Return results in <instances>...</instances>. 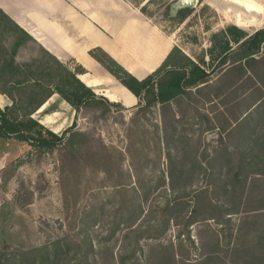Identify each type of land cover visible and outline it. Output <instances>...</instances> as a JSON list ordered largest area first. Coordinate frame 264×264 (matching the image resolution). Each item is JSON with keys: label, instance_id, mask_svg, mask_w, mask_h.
I'll return each mask as SVG.
<instances>
[{"label": "trees", "instance_id": "16d2710c", "mask_svg": "<svg viewBox=\"0 0 264 264\" xmlns=\"http://www.w3.org/2000/svg\"><path fill=\"white\" fill-rule=\"evenodd\" d=\"M171 1L174 0H169ZM133 2L138 6V0ZM137 8L149 19L144 5ZM192 11L191 7L181 9L175 16L170 17V20H174L176 24L181 23ZM249 28L232 23L222 26L210 34L207 47L194 59L174 44L159 66L142 79L128 73L101 48L94 47L88 51L94 60L137 98V103L129 108L132 115L125 151L130 160L132 156L139 154H143L145 160L147 156L146 150H140V146L144 147V143H147L150 132L138 120V115L150 112L158 104L166 106L172 102H185L193 107L197 118L195 123H199L200 132H204L216 128L218 114L215 112L216 105L213 101L233 83L241 79L249 81L247 70L255 79L263 82L264 27L251 31ZM84 72L85 69L73 59L64 63L59 61L0 9V94L8 100L7 104L0 107V138L16 139L42 152L56 153L63 206L66 211L87 197L94 199L72 216L71 224L77 223L78 226V231L73 237L56 238L51 249L43 246L19 252L21 264H34L37 256L47 257V251L56 261L58 255L71 254L72 264H97L94 257L95 242L86 230L99 224L104 228L103 235L97 240L101 249L114 239L117 240V232H122L121 251L114 257L109 251L113 258L111 264H138V258L143 251L141 241L145 238H158L167 229L170 219L169 201L161 208V215L155 217L152 222L137 223L143 200L137 189L143 188L141 169L135 165L130 166L133 176L137 179V186L131 185L130 174L122 168L125 155L120 149L105 144L100 139H93L89 133L75 130V119L70 126L57 134L33 117L53 94L57 95L58 102L64 101L72 108L74 116L78 112L90 111L104 119L113 110L120 113L127 109L120 102H112L95 94L78 79L77 75ZM205 104H209L214 121L210 122L208 116L202 112V106ZM52 109L49 105L41 110L40 114L53 111ZM215 140L216 145L209 151L199 150V142L190 144L187 151L192 164L191 170L199 172L202 178L207 179L206 186L197 191L183 192L172 200V209L178 207L186 216L183 232L187 234V238L188 228L197 221L198 214L207 215L208 219L219 222L221 227L229 220L224 218V215L229 213L227 208L221 207L219 203L212 201V198L216 193L215 180L220 177L218 168L232 159L233 152L225 151L226 142L222 138ZM236 166L241 165L238 163ZM236 173H241L240 169H237ZM105 186L110 187L112 193L107 192L104 196L98 192L92 193L94 189ZM243 188L245 198L260 195L249 210L264 211V187L259 185L258 179L249 181V185ZM146 190L144 186V192ZM224 192H227L225 188ZM243 227L244 225L239 223L234 235V228L226 226L225 237L228 240L231 237L241 239L242 233L246 231ZM256 228L259 229L252 240H249L253 246L238 245L229 250L232 255L231 264H264V221ZM218 240V236L211 232L202 244L206 256L192 264H224L223 257L227 248L222 250ZM66 242L71 248H68ZM62 245L66 246L65 251L61 249ZM222 253L223 257L220 255ZM242 258L246 259L245 262ZM0 264H6L5 259H0ZM154 264L178 263L175 261L173 250L170 252L164 249L156 257Z\"/></svg>", "mask_w": 264, "mask_h": 264}, {"label": "rangeland", "instance_id": "374dc122", "mask_svg": "<svg viewBox=\"0 0 264 264\" xmlns=\"http://www.w3.org/2000/svg\"><path fill=\"white\" fill-rule=\"evenodd\" d=\"M126 1L136 9L138 6L144 5L149 14L148 20L192 59L197 58L200 52L205 50L212 32L226 23L232 22L235 10L231 7H222L223 3L238 2L240 5H244L242 7L245 10H251V7L257 8L262 15L260 21L256 22L255 26H249L251 29L244 28H249L251 31L259 26H264V2L262 0H202L201 2L196 0V3L191 7L193 11L190 16L177 24L174 20H170V17H173L170 15V7L176 0L171 2L169 0H138V6L133 0ZM167 11L168 13H166ZM240 15L242 16V13ZM257 23L260 24L257 25ZM53 98L57 99V95ZM67 106L69 105L66 102L60 106L58 110L61 111L60 114L53 115L52 111L47 113L57 118V123L60 126L56 132H52L60 134L70 126L72 121L69 122L68 112L73 110L70 106L68 109ZM40 115L39 110L34 114V117L38 119ZM131 115L132 112L129 108L120 113L113 110L104 119L97 113L83 111L73 116V120L75 119V130L89 133L93 139H100L103 143L113 145L122 151L125 155L122 168L130 174L131 185H135L137 179L133 176L130 166L140 167L143 188L137 189L143 200L137 223L152 222L155 217L161 215V208L169 201L170 219L167 229L158 238H145L141 241L143 251L137 263L154 264L159 253L167 249L170 252L173 250L176 263L192 264L206 256L202 244L213 232L218 236L219 247L222 250L227 248L224 257L223 253L220 254L224 264H231L232 255L229 250L232 246H253L249 240H252L259 229L256 227L264 221L262 215L264 211L249 210V207L255 204L256 198L260 195L256 194L245 198V189L243 188V186L249 185V181L256 179H258L259 185L264 187V167H255L252 171L240 170L241 173L237 174L234 160L238 156L235 155L228 163L222 164L221 168H218L220 177L215 180L216 193L212 201L227 208L229 213L224 215V218L229 220L221 227L219 222L215 223L208 219L207 215L198 214L197 221L188 228V239L187 234L183 232L186 216L178 207L172 209V200L183 192L197 191L206 186L207 179L202 178L199 172L191 170L192 164L187 151L189 145L195 142L200 143L199 150L209 151L216 145V134L213 129L200 132L201 126L199 123H195L196 114L190 104L185 102H172L166 106L158 104L150 112L137 116L138 120L150 132L146 139L147 143H144V147L140 146V150L147 152L146 160L143 154L132 156V160H130L125 146L129 140L128 127ZM222 158L223 156H221V160ZM144 186L147 188L145 192ZM224 188L227 192H224ZM97 189H94L92 193L98 192L101 196L107 192L112 193V189L107 186ZM91 198L87 197L81 200L66 211L63 206L56 153L53 151L42 152L16 139L0 138V259H5L6 264H21L19 252L43 246L51 249L52 242L56 238L73 237L78 231V226L77 223L71 224L72 216L85 208L89 202L91 203L94 200ZM186 200L188 201L187 198ZM244 220L254 222L252 230H249L246 222L243 227L246 231L241 232L243 237L239 240L231 237L228 240L225 237L226 226L233 227L232 234L235 235L237 225ZM103 230L104 228L99 224L86 231L95 242L94 257L97 264H111L112 257L121 251L120 234L122 232H117V240L114 239L101 249L97 240L103 235ZM66 243L68 248H71L70 244ZM61 249L65 251L67 248L62 245ZM43 250L46 249L43 248ZM109 251L112 252V257ZM46 253L47 257L37 256L34 264H72L71 254L58 255L56 261L48 251ZM242 260L246 259L242 258Z\"/></svg>", "mask_w": 264, "mask_h": 264}, {"label": "crops", "instance_id": "0c3cea01", "mask_svg": "<svg viewBox=\"0 0 264 264\" xmlns=\"http://www.w3.org/2000/svg\"><path fill=\"white\" fill-rule=\"evenodd\" d=\"M0 9L59 61L73 59L80 64L85 72L77 77L95 94L126 108L133 107L137 98L88 51L101 48L128 73L142 79L159 66L174 45L126 0H0ZM229 23L243 28L256 24L243 21L236 12ZM247 74L249 81L233 83L213 101L218 117L212 131L226 142V152L238 156L234 163L241 166L236 169L252 171L264 167V77L260 82L248 70ZM55 95L38 111L50 105L51 114H60L58 110L64 102H58ZM7 103L0 94V107ZM208 106L205 104L201 110L211 122L214 120ZM50 115L41 114L36 119L56 132L60 126L57 118ZM73 116V111L68 112L69 122ZM245 220L241 223L245 226L247 222L251 229L254 222Z\"/></svg>", "mask_w": 264, "mask_h": 264}, {"label": "water", "instance_id": "95a60500", "mask_svg": "<svg viewBox=\"0 0 264 264\" xmlns=\"http://www.w3.org/2000/svg\"><path fill=\"white\" fill-rule=\"evenodd\" d=\"M196 3V0H176L171 5V12L170 15L175 16L177 11L184 9V8H190ZM224 8L231 7L235 10L236 13L240 14L242 13V20L246 22H258L260 21L262 15L260 11L257 10L255 7H251V12L248 14L247 12H244V5H240L238 2L228 1L226 3H223L221 5ZM172 13V14H171ZM248 14V15H247Z\"/></svg>", "mask_w": 264, "mask_h": 264}, {"label": "bare ground", "instance_id": "6f19581e", "mask_svg": "<svg viewBox=\"0 0 264 264\" xmlns=\"http://www.w3.org/2000/svg\"><path fill=\"white\" fill-rule=\"evenodd\" d=\"M244 11L247 12L248 14H250V12H251V10H245V9H244Z\"/></svg>", "mask_w": 264, "mask_h": 264}]
</instances>
